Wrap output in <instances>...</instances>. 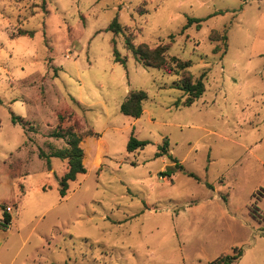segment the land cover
Returning a JSON list of instances; mask_svg holds the SVG:
<instances>
[{
    "label": "rangeland",
    "instance_id": "rangeland-1",
    "mask_svg": "<svg viewBox=\"0 0 264 264\" xmlns=\"http://www.w3.org/2000/svg\"><path fill=\"white\" fill-rule=\"evenodd\" d=\"M189 18L200 27L183 29ZM128 33L168 44L204 93L181 105L185 73L141 65ZM138 89L141 116L122 114ZM59 124L81 135L85 167L63 198L66 161L38 155L66 145L50 136ZM130 136L147 144L129 152ZM165 140L174 161L156 155ZM1 205L0 264H208L238 250L232 264H264V0H0V223Z\"/></svg>",
    "mask_w": 264,
    "mask_h": 264
},
{
    "label": "trees",
    "instance_id": "trees-1",
    "mask_svg": "<svg viewBox=\"0 0 264 264\" xmlns=\"http://www.w3.org/2000/svg\"><path fill=\"white\" fill-rule=\"evenodd\" d=\"M43 2H45V0H43ZM201 21V18H189L183 29L187 28L192 23H196V27L199 28ZM124 29L125 28L122 26V24H120L117 17H113L107 26V30L113 32L115 35L122 33ZM29 34L32 35V32H30ZM172 37L173 35L169 36V38ZM223 37L224 39H226V36ZM133 39L134 37L131 33L126 34L124 39L125 46L132 53L135 60L141 65L162 69L166 73H185V76H183L182 79H180L176 84L177 87L183 91V95L185 96L184 100L181 102V105L190 106L197 98H199L204 93V73H202L200 77L193 79L192 76L188 73L190 62L184 61L176 56L168 55V44H158L155 47H150L146 43L135 44L133 42ZM211 40L217 39L212 36ZM218 50V46H215L213 49L214 52H217ZM113 56L115 62H125V58H122L120 56L116 47H113ZM146 97L147 93L142 89L130 91L126 98L120 104V112L124 115L134 118L140 117L143 112L142 102L144 101V99H146ZM11 121L14 124H19L22 128H25V125L28 123L22 117L14 114L11 116ZM86 133L90 136H99L98 133L91 131H87ZM50 136L65 140L66 145L62 148H55L50 146V153H46L40 148L38 155L40 158L46 160H49L50 157H58L66 161L67 170L59 181V195L61 198H63L65 197L67 192L68 182L74 180L78 174L85 172V167L82 163L83 149L80 146L81 135L74 130V127H61L59 124L57 128L50 133ZM145 144H147L146 140H139L134 136H130L126 149L130 152L138 148H142ZM163 154H167V156L171 160H175V158H173L171 154H168L167 140H165L162 145L158 146V152L156 153L157 156H161ZM175 166L182 168V166L178 163H175ZM167 171L172 172V169H166L162 173L165 174ZM1 210L2 222L0 223V227L3 229H7L11 222V215L3 205H1ZM241 254V250H238L232 255H220L208 264H232L241 256Z\"/></svg>",
    "mask_w": 264,
    "mask_h": 264
}]
</instances>
